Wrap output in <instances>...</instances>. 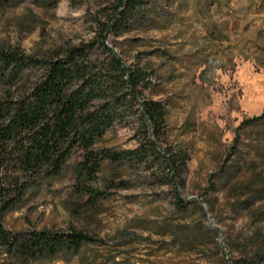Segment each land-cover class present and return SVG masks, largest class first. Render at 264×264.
Listing matches in <instances>:
<instances>
[{
  "label": "rangeland",
  "instance_id": "rangeland-1",
  "mask_svg": "<svg viewBox=\"0 0 264 264\" xmlns=\"http://www.w3.org/2000/svg\"><path fill=\"white\" fill-rule=\"evenodd\" d=\"M116 3L0 0V47L38 57L92 40ZM106 36L149 73L145 95L165 104L162 142L189 156L185 204L155 166L105 157L137 145V120L124 115L89 148L91 160L71 142L59 168L12 162L6 172L15 202L0 212L5 229L94 240L35 259L0 245V264H264V0H148Z\"/></svg>",
  "mask_w": 264,
  "mask_h": 264
},
{
  "label": "trees",
  "instance_id": "trees-1",
  "mask_svg": "<svg viewBox=\"0 0 264 264\" xmlns=\"http://www.w3.org/2000/svg\"><path fill=\"white\" fill-rule=\"evenodd\" d=\"M147 1L117 0L114 15L100 36L61 50L35 57L19 48L0 47L1 213L15 202L6 179L12 162L23 169L42 164L59 168L63 161L61 145L71 142L90 155L89 148L124 115L137 120V145L108 152L105 157L116 163L145 165L150 170L155 166L154 174L161 172L166 177L178 206H184L179 185L184 182L189 156L185 149L162 142L165 104L145 95L149 73L127 64L106 42V32L125 28L131 13ZM96 45L102 56H96ZM33 68L40 71L35 79ZM90 157L93 155L87 160ZM93 240L75 229L22 235L5 229L0 220V245L22 259L77 254Z\"/></svg>",
  "mask_w": 264,
  "mask_h": 264
}]
</instances>
